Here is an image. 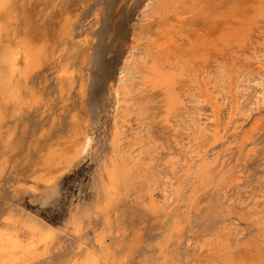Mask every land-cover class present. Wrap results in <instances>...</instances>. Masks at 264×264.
Segmentation results:
<instances>
[{
  "label": "rangeland",
  "instance_id": "1",
  "mask_svg": "<svg viewBox=\"0 0 264 264\" xmlns=\"http://www.w3.org/2000/svg\"><path fill=\"white\" fill-rule=\"evenodd\" d=\"M142 1L16 0L21 14L17 33L52 47L54 56L61 48L65 24L70 25L75 41L96 30L102 42L80 49L76 61L80 72L72 87L60 78L61 59L49 58L34 74L13 75L0 91V218L9 207L37 211L42 177L55 170L44 164L47 154L68 149L72 132L101 118L102 84L123 64L128 48L136 46L134 35L139 29L141 37L151 38L147 42L152 41V49L163 52L158 61L161 65L164 61L163 70L177 75L174 97L178 104L171 114L166 113L164 91L146 89L137 96L120 131L129 169L80 220L78 237L71 234L58 239L56 243L67 247L51 249L48 258L38 264H65L73 254L68 246L80 242L100 248L104 264H169L171 250L179 245L180 264H227L239 257L250 261L261 249L264 108L251 112L246 120L233 119L232 110L235 102L240 107L248 104L246 95L233 98L235 92L249 90L246 81L264 66V0H184L174 13L155 15L145 23L139 13ZM254 8L260 12L258 17L253 16ZM96 12L102 13L100 22L93 18ZM11 16L0 18L4 27L0 51L13 34ZM107 23L114 29L110 38L105 32ZM221 32L225 39L218 36ZM240 36L243 40H238ZM18 65L19 71L23 65ZM4 71L0 63V73ZM80 84L84 85L82 94ZM12 92L17 98L8 101ZM215 100L218 117L211 107ZM112 121L111 115L102 118L104 135ZM218 128L227 133L226 139L243 138L257 130L248 146V159L237 174L238 186L229 185L236 155L218 156L217 149L207 146ZM105 150L108 153L106 146ZM192 151L197 152L195 156ZM73 178L68 177L70 184ZM223 188L224 196L218 191ZM191 195L195 204L189 202ZM176 221L182 227L178 233L171 229ZM254 243L257 248L252 247ZM134 245L137 251L130 256Z\"/></svg>",
  "mask_w": 264,
  "mask_h": 264
},
{
  "label": "bare ground",
  "instance_id": "2",
  "mask_svg": "<svg viewBox=\"0 0 264 264\" xmlns=\"http://www.w3.org/2000/svg\"><path fill=\"white\" fill-rule=\"evenodd\" d=\"M183 1L184 0H143V5L139 13H141L143 22L145 23L155 15L163 17L169 13H174L175 9L178 8ZM254 10L256 12L253 11V16L258 17L259 11L255 8ZM9 13L12 14L11 20L14 23V30L13 34L7 38L6 43L2 45L0 51V63L1 66L5 68V71L0 73V91L6 89L13 75L16 73H20L24 76L34 74L43 66L46 60H49V58L56 59L57 61L61 59L60 78L66 79L72 87L75 81L74 79L80 72L76 67L80 49L91 43H96V45L101 46L100 43L102 41L95 33L96 30L85 34L75 41L74 39L76 37L70 25L65 24L62 33L61 48L58 50V54L54 56L55 50H53L52 47L49 48L46 44H39L24 33H17V27L19 26L18 18L21 14L20 11H18L16 0H0V18L10 15ZM93 18L100 22V20L103 19L102 13L96 12ZM66 20L70 21V18L67 17ZM111 26L112 24L107 23L105 27L107 38H110L111 33H113L114 29ZM239 26L242 27V25ZM2 28L4 27L0 25V41H2ZM166 28L168 29L167 26ZM161 32L160 34L164 33ZM226 32L230 33L229 30ZM221 33H219L220 35L218 36L221 37L222 35V38L225 39L226 35ZM140 34L139 29V33L134 35L135 44L137 43L136 46L128 48L126 51L128 56L123 60V64L111 74L109 73L110 78L107 79L106 77L102 84V92L100 93L102 104L101 118L88 124L84 129L72 132V137L68 142V149L50 150L49 154H47L44 164L47 165V168L51 167L55 170L49 171L42 177L44 188L41 191V203L37 211L31 213L25 209L9 207L7 212L0 218V264H38L40 260H46L48 258L51 249L55 248L58 250L59 248V250H63V248L67 247L62 243H56L58 239L67 237L71 234L72 237H78L80 220L91 213V209L99 201V198L109 192L110 188H112L120 179V176L124 174V170L129 169L127 161L129 157L127 156L128 154L126 152L124 153L122 150L120 131L130 118L131 113L129 109L135 105L137 96L139 97V95L145 93L146 89L152 92L164 91L167 101V115L171 114L176 109L178 102L174 97V83L176 82L175 78L177 75L173 72L163 70L164 61L162 65L158 62L159 55L163 54V52H160L159 48L157 49L158 51L152 49L150 47L152 41L150 43L147 42L150 41L151 38H149V36L141 37ZM242 34L243 33H241V35ZM234 35L235 34L232 36ZM242 37L240 36L238 40H241ZM72 40H74V42L68 46L67 42ZM171 40L168 42H172ZM140 42L144 44L140 45ZM141 46H143V48H141ZM238 47L240 48V46ZM200 53L201 55L199 56L197 54V56L203 57L204 55L202 52ZM20 62L23 67L18 71L20 68L18 64ZM255 67L256 65L254 69ZM254 69L252 70L254 71ZM257 71L258 73L255 74L256 76L245 83V86L248 87L249 90H243L241 93L235 92L236 97L233 98H238V95L242 94L243 96L246 95V99L249 98V102L244 107H240V103L235 102L232 110L233 119L237 120V117H241L246 120L251 112L260 111L264 108V66L260 65ZM22 79H24V77ZM236 80H238V78ZM248 83L250 84L248 85ZM83 86V84L79 86V92L81 94L83 93ZM234 87L236 88V86ZM217 96H214V99H216ZM7 98L8 101H11L13 98H17V95L15 92H12V95H8ZM211 107L216 117H218V101H212ZM110 115L113 118L111 130L107 135H104L105 127L102 124V118H107ZM117 117L120 118L118 119ZM118 120H121V122ZM200 128L201 127H199V129ZM252 128L253 127H251V129ZM195 129H198V127ZM197 132L200 133V130ZM256 133L257 130L254 128L252 133H249L243 138L235 136L231 139H226L227 133H222L218 128L215 134H213V142L207 144L208 147L217 149L216 152L218 156L236 155V158L232 160L229 185H239L240 179L237 177V174L240 167L248 159V146L253 141ZM101 134H103V136H101ZM194 142L193 140V143ZM105 146L108 148V153L105 150ZM186 146L188 147L189 144ZM187 150L188 149H186V151ZM193 152L194 151H192V153ZM195 153L197 152L195 151L193 153L194 156L196 155ZM70 176H74L71 184L67 180ZM155 184L156 182H154V185ZM221 186H223V184L219 185V188ZM223 190L224 188L218 190L221 195L224 194ZM192 196L193 195L190 196L189 202L195 204ZM171 229L177 233L181 232V222H174ZM262 231L261 249L252 256L250 261H244L239 257L227 264H264V230ZM175 242H177V240H175ZM97 244L100 247L101 243ZM68 247L73 254L65 264H104V254L100 248L95 249L91 244L85 242H80L74 247ZM252 247L257 248L255 243ZM136 248L137 245L130 248V256L136 253ZM161 253L162 250L158 251V255ZM179 254L180 245L171 250L172 263L169 264H180L181 259L179 258ZM151 264H156V261H151Z\"/></svg>",
  "mask_w": 264,
  "mask_h": 264
}]
</instances>
